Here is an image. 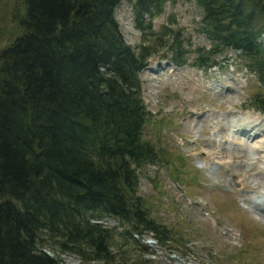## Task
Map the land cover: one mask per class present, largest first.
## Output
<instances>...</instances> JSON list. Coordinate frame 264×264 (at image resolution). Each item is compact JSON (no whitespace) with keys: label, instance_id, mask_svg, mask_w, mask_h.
I'll list each match as a JSON object with an SVG mask.
<instances>
[{"label":"trees","instance_id":"trees-1","mask_svg":"<svg viewBox=\"0 0 264 264\" xmlns=\"http://www.w3.org/2000/svg\"><path fill=\"white\" fill-rule=\"evenodd\" d=\"M121 1L12 6L16 33L0 47V264H69L59 253L81 264H154L143 255L153 252L145 236L181 243L138 192L141 168L168 161L143 135L153 113L139 74L160 50L172 51L174 65L204 72L237 52L259 86L250 104L264 113V0H135L136 47L116 19ZM179 1L195 3L209 42L191 63L178 32L169 41L159 37L171 32L166 25L151 30L167 2ZM134 242L140 253L126 259Z\"/></svg>","mask_w":264,"mask_h":264},{"label":"rangeland","instance_id":"rangeland-1","mask_svg":"<svg viewBox=\"0 0 264 264\" xmlns=\"http://www.w3.org/2000/svg\"><path fill=\"white\" fill-rule=\"evenodd\" d=\"M6 1L0 0L4 34L0 47L16 33L11 23L16 0H8L2 9ZM134 1L122 0L116 10L125 41L132 47L142 42V33L134 26ZM200 17L192 1L167 2L164 12L153 18L151 30L157 34L166 25L171 32L159 37L169 41L178 32L188 44L191 63L197 49L209 48L199 31ZM171 54L169 48L160 50L139 74L142 99L153 113L144 139L160 144L168 161L141 168L138 192L151 216L180 234L181 243L162 246L147 235L141 242L153 252L143 255L154 264H264V211L252 201L264 196V125L254 133L257 128L245 121L264 116L250 104L259 86L233 50L217 56L221 66L206 72L190 64L174 65ZM208 153L214 154L213 160ZM134 244L123 252L126 259L140 253ZM59 254L69 264H81L74 255Z\"/></svg>","mask_w":264,"mask_h":264},{"label":"bare ground","instance_id":"bare-ground-1","mask_svg":"<svg viewBox=\"0 0 264 264\" xmlns=\"http://www.w3.org/2000/svg\"><path fill=\"white\" fill-rule=\"evenodd\" d=\"M245 121L248 122V124L255 126L257 129V131H255L254 133L259 132V130L262 128V126L264 125V118L260 117V115L256 116V117H252V119L250 120V118H245ZM254 135V134H253ZM250 136V134H249ZM264 139V138H263ZM258 145V144H257ZM262 147V146H260ZM264 152V150L262 151ZM207 157H210L211 160H213L214 158V154L213 153H208Z\"/></svg>","mask_w":264,"mask_h":264}]
</instances>
